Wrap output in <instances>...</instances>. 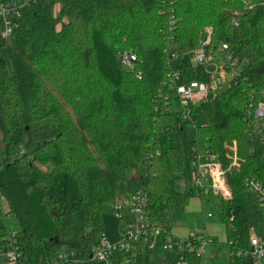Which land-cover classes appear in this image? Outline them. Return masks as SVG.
<instances>
[{
	"label": "trees",
	"instance_id": "1",
	"mask_svg": "<svg viewBox=\"0 0 264 264\" xmlns=\"http://www.w3.org/2000/svg\"><path fill=\"white\" fill-rule=\"evenodd\" d=\"M55 1L36 0L9 38L0 36V133L7 152L0 160V253L4 237L15 232L29 260L43 254L45 241L51 253L87 256L103 231L102 204L142 188L150 220L165 231L192 197L203 209L217 206L210 217L225 224L226 241L204 231L206 253L212 262L226 247L224 264H239L231 250L248 247L250 228L264 234L261 206L243 183L255 176L264 185V143L250 132L254 120L244 109L249 92L264 89L259 0H57V13ZM207 28L213 53L226 42L246 63L234 83L183 107L175 85L211 78L204 65L184 61ZM123 49L135 54L131 70L121 63ZM171 53L179 58L175 65ZM173 67L180 75L171 86ZM39 120H46L39 128L55 133L32 145L30 125ZM18 146L26 150L13 156ZM207 150L224 166L233 154L240 163L227 171L229 200L197 194L189 184L195 153ZM177 256L147 252L142 264H176ZM186 257L203 264L195 252Z\"/></svg>",
	"mask_w": 264,
	"mask_h": 264
},
{
	"label": "built area",
	"instance_id": "2",
	"mask_svg": "<svg viewBox=\"0 0 264 264\" xmlns=\"http://www.w3.org/2000/svg\"><path fill=\"white\" fill-rule=\"evenodd\" d=\"M35 1L0 0V36L2 38L5 40L9 38L23 10L34 4ZM259 4L264 10V0H259ZM247 7H251V5ZM233 23H235L234 20ZM210 34L211 28H207L204 38L200 41V46L187 53L189 63H186L204 65L211 78L208 82L191 80L175 85V94L183 107H187L189 103H198L203 100L208 90L213 91L214 81L224 80L227 85L234 83L246 63L244 60H237L233 48L226 42L219 44L218 53H213V47L210 46ZM170 56L171 64L177 59L179 61L175 53H171ZM120 60L124 68L131 70L135 54L128 49H123L120 51ZM179 75L177 67H173L168 73L171 86L179 79ZM244 109L246 117L254 120L250 132L258 134L261 142L264 143V132L262 131L264 128V89L258 95L253 91L249 92ZM181 116L188 118L189 109L183 108ZM231 150L236 151L235 140L232 142ZM16 151L19 155L23 152L22 149ZM239 165L235 154L232 155L229 164L224 166L215 153L208 150L197 152L192 160L189 184L194 187L197 194L211 192L223 200H229L232 198V190L227 180V171L231 168L237 171ZM243 183L245 189L255 196L261 206L264 227V185L255 176H246ZM147 200V194L142 188L118 195L115 202L112 203V211L118 220V239L111 240L102 231L87 256H80L73 250L51 253L45 248L43 254L32 261L25 256L22 246L16 239L15 232H11L4 237L5 250L3 254L6 258L4 264H142L144 255L154 251L176 252L178 255L176 264H191L186 257L189 253L195 252L197 256L201 257L206 254L207 239L202 234L204 231L193 232L186 237H178L172 233V229L163 230L162 227L153 224L150 220L146 211ZM207 216L210 217L211 213L208 212ZM227 243L233 245L231 240ZM230 254L242 261L247 259L246 264H264V234H258L253 228H250L248 247L245 249L234 247ZM242 261L239 264H245ZM165 263H167L166 259Z\"/></svg>",
	"mask_w": 264,
	"mask_h": 264
},
{
	"label": "rangeland",
	"instance_id": "3",
	"mask_svg": "<svg viewBox=\"0 0 264 264\" xmlns=\"http://www.w3.org/2000/svg\"><path fill=\"white\" fill-rule=\"evenodd\" d=\"M59 9V1L53 3V11L57 13ZM185 62H188V58H185ZM178 59L173 61V65L177 64ZM189 63V62H188ZM192 64V63H190ZM227 86V82L222 81H214L213 82V91L218 92ZM196 124L203 123L202 117H196L194 119ZM46 123V120H39L31 123L32 132L30 135L32 145L37 144L38 142H42L44 140H48L54 136V130L52 128H39V126ZM190 134L192 135V126L189 124ZM21 146H18V149ZM23 151L26 150L25 146H22ZM13 156H18V151L12 152ZM16 154V155H15ZM7 152L4 147V142L2 139V135L0 133V160L2 157H5ZM29 160V158H28ZM143 169V166L140 165L135 171V174H139ZM2 201L4 198L1 197ZM217 206H213L211 203L205 204L204 209L200 203V199L198 197H192L187 206L185 207L184 213L181 215L177 224L172 228V233L178 237H186L193 232H201L205 231L209 234L216 235L220 241H226V226L223 222H219L214 220L212 217H208V212H214L217 210ZM204 214V215H203ZM101 222L103 227V232L109 237L111 240L118 239L119 227L118 220L114 216L112 211V204L110 202H105L101 206ZM44 247H47V242H43ZM218 257L212 259V262L209 258V254L202 255L203 264H224L228 261V250L226 247H223L218 252ZM5 255L0 253V264L5 263Z\"/></svg>",
	"mask_w": 264,
	"mask_h": 264
},
{
	"label": "crops",
	"instance_id": "4",
	"mask_svg": "<svg viewBox=\"0 0 264 264\" xmlns=\"http://www.w3.org/2000/svg\"><path fill=\"white\" fill-rule=\"evenodd\" d=\"M209 234V233H208ZM216 236V235H215Z\"/></svg>",
	"mask_w": 264,
	"mask_h": 264
}]
</instances>
